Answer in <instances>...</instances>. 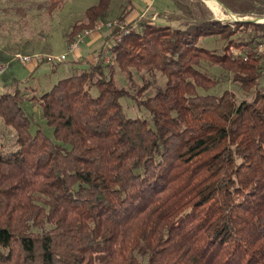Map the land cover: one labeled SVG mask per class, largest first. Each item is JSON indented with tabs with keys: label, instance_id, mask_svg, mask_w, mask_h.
<instances>
[{
	"label": "trees",
	"instance_id": "obj_1",
	"mask_svg": "<svg viewBox=\"0 0 264 264\" xmlns=\"http://www.w3.org/2000/svg\"><path fill=\"white\" fill-rule=\"evenodd\" d=\"M113 1L89 6L69 45L106 21ZM127 1L122 20L135 9ZM219 1L264 17V0ZM170 2L163 22L116 28L112 61L102 51L77 61L33 98L51 134L32 131L19 85L0 92V118L16 133L15 149L0 148V264H264V22ZM225 79L251 99L214 92ZM124 97L147 115H128Z\"/></svg>",
	"mask_w": 264,
	"mask_h": 264
},
{
	"label": "rangeland",
	"instance_id": "obj_2",
	"mask_svg": "<svg viewBox=\"0 0 264 264\" xmlns=\"http://www.w3.org/2000/svg\"><path fill=\"white\" fill-rule=\"evenodd\" d=\"M46 0H0V55L5 61L3 63H10L9 68L3 74H0V92L12 90L14 85H19L24 94L25 107L32 116V131L36 128L42 127L49 134L52 133V128L48 127L43 115V109L36 99L44 89H49L59 79L67 76L72 72V68L77 61H90L96 63V59L100 51L109 43L115 44L116 40L112 37L116 28L124 31L127 25L137 17L156 19L159 12L172 10L173 5L170 0H133L135 9L126 20L121 19L122 13L128 10L131 4L127 0H114L109 10L105 22L114 21L117 26L112 29L97 30L96 27L86 29L90 31L89 36L84 43L80 44L77 53L69 52V43L67 42V32L76 23L84 17L86 9L99 0H65V4L54 11H48L44 5ZM212 12L216 19L228 22L239 21L237 13L221 6L217 0H213L210 5L206 0H201ZM222 3V2H221ZM217 9V14L213 11ZM220 10L221 12H218ZM242 19H256L257 17L246 15ZM263 18L260 20L262 21ZM158 22L164 20L157 18ZM244 21V20H243ZM134 22V21H133ZM132 22V23H133ZM85 30V31H86ZM83 32V31H82ZM80 32V33H82ZM84 33V32H83ZM121 40V39H120ZM118 38V42H120ZM211 49H220L222 43L218 42L217 37L205 38L202 41ZM238 53L237 49H233ZM257 51L262 53L264 57V47L257 46ZM17 53L34 54L44 53L45 59L36 65H22L20 62L14 60ZM62 54H67L65 61L55 60ZM52 55V58L48 57ZM76 57V58H75ZM112 61V60H110ZM64 63L55 71L52 70L54 63ZM73 62V63H72ZM263 62V59H262ZM75 63V64H74ZM85 63V62H84ZM204 68L209 70L212 76L221 77L226 74L217 65H212L203 62ZM33 67V68H32ZM30 68V69H29ZM135 78H139L138 75ZM117 79L127 83L126 78L122 72H118ZM139 86L144 83L141 79H137ZM164 79L160 80V83ZM264 83V81H262ZM214 92L221 93L225 89L235 92L238 100L245 98L251 99L252 93L246 94L236 83L225 79L217 87ZM125 110L128 115H142L136 102L132 98L124 97L122 99ZM16 133L14 128L4 123L0 118V148L5 150L15 149Z\"/></svg>",
	"mask_w": 264,
	"mask_h": 264
},
{
	"label": "built area",
	"instance_id": "obj_3",
	"mask_svg": "<svg viewBox=\"0 0 264 264\" xmlns=\"http://www.w3.org/2000/svg\"><path fill=\"white\" fill-rule=\"evenodd\" d=\"M241 18V17H238ZM263 18V17H262ZM117 26V23L114 21H108V22H100L97 24V26H95L97 28V30H101V29H108V30H112ZM90 31L86 30L84 31V33L82 35H80L72 44L69 45V52L71 53H77L79 48H80V44L84 43L85 39L89 36ZM114 44L109 43L106 47H104L101 51L104 54L105 60L106 62H110L111 60V46H113ZM262 47H264V45H262ZM99 55L98 54L97 58H95L96 60L99 59ZM67 54H62L58 57H55V60H59V61H65L67 59ZM46 55L44 53H34V54H23V53H17L14 57V60L20 62L22 65H36L41 63L44 59H45ZM48 57L52 58V55H49ZM10 63H0V74H3L5 71H7V69L9 68Z\"/></svg>",
	"mask_w": 264,
	"mask_h": 264
},
{
	"label": "water",
	"instance_id": "obj_4",
	"mask_svg": "<svg viewBox=\"0 0 264 264\" xmlns=\"http://www.w3.org/2000/svg\"><path fill=\"white\" fill-rule=\"evenodd\" d=\"M218 1V0H217ZM219 2V1H218ZM220 4H221V6L222 7H224L227 11H229L227 8H226V6L223 4V3H221V2H219ZM261 18H256V19H242V18H239V19H236V20H240V21H254V22H261V20H260Z\"/></svg>",
	"mask_w": 264,
	"mask_h": 264
},
{
	"label": "bare ground",
	"instance_id": "obj_5",
	"mask_svg": "<svg viewBox=\"0 0 264 264\" xmlns=\"http://www.w3.org/2000/svg\"><path fill=\"white\" fill-rule=\"evenodd\" d=\"M207 2H209V4L210 5H212L213 4V0H206ZM213 11L215 12V11H217V9H213ZM218 12H221L220 10H218ZM216 14H217V12H215ZM261 22H264V19H262V21Z\"/></svg>",
	"mask_w": 264,
	"mask_h": 264
},
{
	"label": "crops",
	"instance_id": "obj_6",
	"mask_svg": "<svg viewBox=\"0 0 264 264\" xmlns=\"http://www.w3.org/2000/svg\"><path fill=\"white\" fill-rule=\"evenodd\" d=\"M75 58H76V57H75ZM33 67H34V66H33ZM33 67H32V68H33ZM29 69H30V68H29ZM59 69H60V68H59Z\"/></svg>",
	"mask_w": 264,
	"mask_h": 264
}]
</instances>
